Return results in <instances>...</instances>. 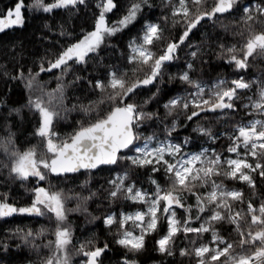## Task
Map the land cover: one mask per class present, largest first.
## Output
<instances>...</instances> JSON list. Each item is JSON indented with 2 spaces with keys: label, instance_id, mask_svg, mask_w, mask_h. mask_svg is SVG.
<instances>
[{
  "label": "snow or ice",
  "instance_id": "1",
  "mask_svg": "<svg viewBox=\"0 0 264 264\" xmlns=\"http://www.w3.org/2000/svg\"><path fill=\"white\" fill-rule=\"evenodd\" d=\"M91 2L14 0L0 12V33L24 28L26 14H69L44 24L43 54L26 61L21 47L11 71L0 65V77L22 83L27 94L19 106L0 97V172L6 187L30 185L22 205L0 193V220L47 217L53 225L7 230L17 248L35 253L26 264H73V256L104 264L109 242L95 233L75 238L69 222L70 213L97 219L89 204L98 201L119 205L102 224L127 252H142L151 236L174 264H264V70L249 71L264 61V0H95L90 12ZM82 9L91 22L77 32L72 15ZM227 32L240 39L221 42ZM125 36L116 61L105 64L100 53L116 52L113 41ZM182 53L183 66L168 72ZM213 57L234 78L204 80L202 66ZM166 79L182 87L168 94ZM71 112L82 119L62 134L56 124ZM29 113L36 143L21 150L17 132ZM104 172L106 187L93 186L91 177ZM81 176L79 191L66 187ZM0 250L6 254L8 244ZM122 264L136 261L125 256Z\"/></svg>",
  "mask_w": 264,
  "mask_h": 264
},
{
  "label": "trees",
  "instance_id": "2",
  "mask_svg": "<svg viewBox=\"0 0 264 264\" xmlns=\"http://www.w3.org/2000/svg\"><path fill=\"white\" fill-rule=\"evenodd\" d=\"M27 2V0H26ZM128 0H121V3L126 6ZM255 3L256 0H253ZM14 0H0V12H4L6 8L13 6ZM95 0L89 5V11L94 12ZM155 5L159 6L161 4V0H154ZM153 13L156 16L162 14L161 9L159 7H155L153 9ZM119 14H117L118 16ZM69 14L58 11L53 16H48V14L34 13V14H26L27 22L24 28H10L0 33V65L7 64L9 71H11L12 64L15 61L12 59L13 52H19L22 47L24 52V56L26 61L33 59V54H43L44 50L49 46L48 41H44L41 37L45 34H48V29L44 27L45 23L48 24H56L63 22L64 19L68 18ZM117 16L111 17V19H116ZM72 25L76 28V31H79V26L83 24L85 27L91 22V16L85 17L84 10L82 9L79 14L72 15ZM227 23V21H225ZM134 34V33H133ZM199 39V36L196 37ZM240 38L238 36H233L232 32H227L223 34L222 41L224 43H236ZM127 40V36L124 37L123 40H114L113 43L119 45V49L116 52H113L111 49L103 51L100 53L101 56L105 58V64L113 63L116 61V58L119 55V51L123 50V45ZM63 43V40H61ZM16 46L13 49V46ZM19 58V57H17ZM185 63L184 54H181V59L175 62L171 67H169L168 72L176 73ZM203 76L204 80L215 79L217 76H225L229 79L233 77V70L228 67L225 61L220 60L216 57H213L208 61L206 65H203ZM103 69V65L96 69V74L100 73ZM91 70V69H90ZM261 70H264V61L257 60L255 64L249 69L254 75L259 74ZM43 79H48V77H43ZM247 79V77H246ZM55 82L53 81L50 86H54ZM162 87L165 88V92L168 93L169 89H176L182 87L178 85L176 81L171 83L165 80V85ZM253 92H255V86L253 87ZM168 94H174L168 93ZM251 94V93H250ZM69 97L72 96V90L69 89L68 92ZM75 95L80 97L81 102H87L85 99V93L80 89L75 90ZM0 97L5 98L8 102L14 106H19L23 104L26 100L27 94L23 88V84L17 81H9L5 77H0ZM167 98V97H165ZM243 100V96L241 98ZM71 99L69 103H71ZM163 101H161L162 103ZM246 102V101H245ZM27 112V109H25ZM243 114V113H241ZM82 119L76 112H71L68 114L67 119H61L56 124V130L63 133H69L72 131L75 126V121ZM31 120L32 123L29 124L27 121ZM35 126V117L29 113L27 120L23 122L22 127L17 132V145L23 150L25 147L29 146L31 143H36L35 138L31 136L33 127ZM181 136L187 135L191 133V127L187 131L180 130ZM151 132V129L148 130ZM3 132H0V135H3ZM194 135V134H193ZM4 155L0 153V161H4ZM86 177L81 176L79 180L73 182L69 180L67 182L66 187L74 188L76 191H79L77 185L80 180L85 179ZM109 178V174L107 172L98 173L95 176L91 177L93 186H98L99 184H105V180ZM30 185L21 186L19 182L10 183L8 186H5V182L3 179V173L0 172V193L8 192L10 198L15 201L17 204H25L28 200V193L26 191ZM106 187V184H105ZM102 199V197H101ZM99 205V206H97ZM69 207H73L74 203L69 202ZM119 205L109 206L106 203H90L89 211L97 217V219L92 220L91 217H87L80 213H70L69 214V222L71 224V228L74 233L75 238L84 239L91 234L95 233L98 235L101 241L107 240L110 245V250L105 253L103 256L104 264H122L123 257L127 256L129 259L135 260L136 264H174V259L172 257H167L164 254L156 251L154 240L151 236L146 238V247L140 252L133 254L131 252H127L125 249L120 247L119 245H115L113 241V237L108 234L104 225L102 224V218L105 212L109 210H118ZM125 208L127 206L125 205ZM127 210H132L131 208H127ZM5 220H0V243L6 242L9 246L8 252L5 254L3 250H0V264H26L27 260L36 259L35 253H33L30 249L21 247L17 248L16 245L19 244V240H14L8 236L7 230L14 228L16 226L19 227H31L34 230L39 228L41 225L45 227L52 228L53 225L48 220L47 217L43 218H34V217H15V218H6ZM46 239H53L52 235L49 234ZM48 254L46 249H42L41 255L46 256ZM81 257L73 256V264H79ZM179 257L175 258V261H179ZM186 264V262H185Z\"/></svg>",
  "mask_w": 264,
  "mask_h": 264
},
{
  "label": "rangeland",
  "instance_id": "3",
  "mask_svg": "<svg viewBox=\"0 0 264 264\" xmlns=\"http://www.w3.org/2000/svg\"><path fill=\"white\" fill-rule=\"evenodd\" d=\"M129 211H131V210H129Z\"/></svg>",
  "mask_w": 264,
  "mask_h": 264
}]
</instances>
